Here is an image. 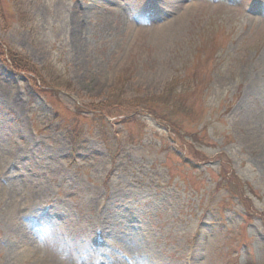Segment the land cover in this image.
Returning a JSON list of instances; mask_svg holds the SVG:
<instances>
[{"label":"rangeland","instance_id":"374dc122","mask_svg":"<svg viewBox=\"0 0 264 264\" xmlns=\"http://www.w3.org/2000/svg\"><path fill=\"white\" fill-rule=\"evenodd\" d=\"M141 260L264 264V0H0V264Z\"/></svg>","mask_w":264,"mask_h":264},{"label":"trees","instance_id":"16d2710c","mask_svg":"<svg viewBox=\"0 0 264 264\" xmlns=\"http://www.w3.org/2000/svg\"><path fill=\"white\" fill-rule=\"evenodd\" d=\"M15 57H17L16 55H15ZM19 57H21V56H19ZM18 58V57H17ZM18 60H19V62H22V59H19L18 58ZM24 61V60H23ZM16 63V62H15ZM28 63L29 62H26L25 64L26 65H28ZM18 67H17V66ZM16 65H13V64H10V67L11 68H14L16 71H18V72H20L21 71V69H23V70H26L25 71V73H28L29 74V77H30V79H32L33 80V82H35L36 81V73H38V72H36V71H34L32 68H29L28 66H26V65H19V64H17L16 63ZM172 83V85H169L168 87H166V89H165V91L164 92H162V95L161 96H158L157 98H159L158 99V101H159V105H163V106H165V107H167V109H173V110H177L179 113H181V114H183V115H186L187 114V112H188V110H185V108L183 107V105H184V103H183V101H180L181 100V98H182V96L183 95H180V94H178V93H176V91H175V88H176V85L178 84H176L175 82H171ZM40 84V83H39ZM111 100H113L114 101V103H111ZM109 99V98H107L106 99V101L109 103V104H114V106H116V105H118V104H120L119 102H118V100H116V99ZM136 102H138V103H136V104H138L137 106H136V104L134 105L135 107H138V106H140V104H143L142 102H140V101H136ZM155 106H158V104L157 105H155Z\"/></svg>","mask_w":264,"mask_h":264},{"label":"bare ground","instance_id":"6f19581e","mask_svg":"<svg viewBox=\"0 0 264 264\" xmlns=\"http://www.w3.org/2000/svg\"><path fill=\"white\" fill-rule=\"evenodd\" d=\"M172 9V11H174V13L176 14V16H181V17H184V16H186L187 15V12L189 11L188 10V8L186 9H184L183 7H181V6H174V7H172L171 8ZM14 153V152H13ZM14 158H16V157H14ZM26 188V187H25ZM22 191H25V192H29L30 194V196H31V198H37L38 197V194H39V191H40V189L36 186L35 187V185L34 186H32V187H28V188H26L25 190H22ZM21 195H20V197H18V198H20L21 199ZM13 208H14V210H15V212H17V211H20V206L19 205H15V206H13ZM145 241H143V243H144ZM45 251L46 249H37L36 247H34V251Z\"/></svg>","mask_w":264,"mask_h":264},{"label":"clouds","instance_id":"9594fccd","mask_svg":"<svg viewBox=\"0 0 264 264\" xmlns=\"http://www.w3.org/2000/svg\"><path fill=\"white\" fill-rule=\"evenodd\" d=\"M145 23H148V22H147V21H145ZM63 255H64V253H63V252H58V253H57V256H58V257H60V256H63ZM61 264H62V262H61ZM140 264H144V261H143V260H141V261H140Z\"/></svg>","mask_w":264,"mask_h":264}]
</instances>
